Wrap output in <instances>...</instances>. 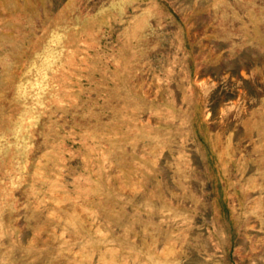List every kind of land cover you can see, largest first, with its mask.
Listing matches in <instances>:
<instances>
[{
  "label": "rangeland",
  "instance_id": "rangeland-1",
  "mask_svg": "<svg viewBox=\"0 0 264 264\" xmlns=\"http://www.w3.org/2000/svg\"><path fill=\"white\" fill-rule=\"evenodd\" d=\"M0 264H264V0H0Z\"/></svg>",
  "mask_w": 264,
  "mask_h": 264
}]
</instances>
